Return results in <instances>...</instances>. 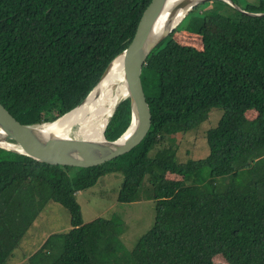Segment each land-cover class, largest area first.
<instances>
[{
  "label": "trees",
  "instance_id": "16d2710c",
  "mask_svg": "<svg viewBox=\"0 0 264 264\" xmlns=\"http://www.w3.org/2000/svg\"><path fill=\"white\" fill-rule=\"evenodd\" d=\"M212 1L220 11L197 5L148 54L141 79L153 122L131 151L79 167L0 147V264L50 201L69 210L71 228L50 234L31 264H264V15ZM233 1L264 12V0ZM150 2L0 0V101L25 124L72 110L131 43ZM213 108L223 114L207 132L208 155L179 162L167 138L197 128ZM131 120L125 97L105 137L117 139ZM113 172L123 176L119 201L156 204L153 226L130 251L117 217L85 223L77 200Z\"/></svg>",
  "mask_w": 264,
  "mask_h": 264
},
{
  "label": "water",
  "instance_id": "95a60500",
  "mask_svg": "<svg viewBox=\"0 0 264 264\" xmlns=\"http://www.w3.org/2000/svg\"><path fill=\"white\" fill-rule=\"evenodd\" d=\"M207 1L212 0H151L139 20L131 43L106 68L101 79L107 74L113 62L119 56H123L124 78L127 88L125 97L130 98L132 120L127 130L120 137L109 140L103 134L101 139H91L80 135L73 136L71 132L69 135L63 136L54 132L49 133L47 130L49 124L56 122L60 117L83 104L97 87L100 79L79 105L51 122L22 123L0 101V147L26 154L42 162L79 167L99 165L131 151L145 139L153 122L150 104L141 79L142 69L148 54L179 25L191 10ZM222 1L246 14L264 15V12H249L233 0ZM179 9L185 10L180 21L167 31L158 34L160 24L166 20L170 10L171 13H175ZM128 132L130 133L128 134ZM2 143H9L11 146H5Z\"/></svg>",
  "mask_w": 264,
  "mask_h": 264
},
{
  "label": "rangeland",
  "instance_id": "374dc122",
  "mask_svg": "<svg viewBox=\"0 0 264 264\" xmlns=\"http://www.w3.org/2000/svg\"><path fill=\"white\" fill-rule=\"evenodd\" d=\"M201 10L209 13L218 12L221 10V5L217 1H211L204 4ZM180 37L183 38L182 35ZM186 41L200 45V39L196 34H189ZM222 114L223 109L213 108L209 117L197 128L185 134L171 135L167 138L165 144H169L176 150V158L179 162L204 158L208 155L210 147L207 132L218 124ZM78 128L80 126L77 124L73 126L71 131L73 136L79 135ZM168 178L174 180L179 177L172 173L168 175ZM122 180L121 172L108 173L95 185L78 192L77 200L81 205L85 223L98 217H117L121 224V244L125 251H130L138 239L153 226L156 204L155 200L145 196L133 202L119 201L118 193ZM70 228L69 210L61 203L50 201L14 249L7 264H31L30 257L50 234L64 232ZM221 259V255L215 256V261Z\"/></svg>",
  "mask_w": 264,
  "mask_h": 264
},
{
  "label": "bare ground",
  "instance_id": "6f19581e",
  "mask_svg": "<svg viewBox=\"0 0 264 264\" xmlns=\"http://www.w3.org/2000/svg\"><path fill=\"white\" fill-rule=\"evenodd\" d=\"M184 13L185 10L179 9L175 13H171L170 10L166 20L163 23L161 22L158 34L167 31L179 22ZM124 70L123 56L121 55L113 62L107 74L101 79L83 104L47 126L49 133L54 132L58 135L66 136L72 131L73 126L77 124L80 126L78 134L81 137L103 138L104 130L111 114H113L117 104L127 93ZM2 144L11 146L9 143Z\"/></svg>",
  "mask_w": 264,
  "mask_h": 264
}]
</instances>
